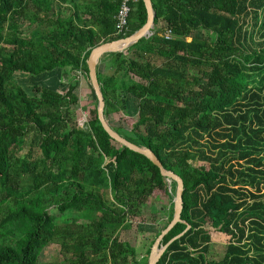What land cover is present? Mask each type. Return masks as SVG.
<instances>
[{"label":"trees","instance_id":"trees-1","mask_svg":"<svg viewBox=\"0 0 264 264\" xmlns=\"http://www.w3.org/2000/svg\"><path fill=\"white\" fill-rule=\"evenodd\" d=\"M151 2L152 35L109 55L113 75H98L112 128L184 183L158 264H264V0ZM120 3L0 0V264H40L53 244L58 264H148L153 247L139 258L121 233L145 220L156 191L171 199L164 230L173 219L177 184L109 135L91 82L88 121L75 118L94 49L147 22L138 0L117 35ZM17 73L59 82L32 96ZM133 111L132 129L110 121ZM211 231L232 237L216 261Z\"/></svg>","mask_w":264,"mask_h":264},{"label":"rangeland","instance_id":"rangeland-1","mask_svg":"<svg viewBox=\"0 0 264 264\" xmlns=\"http://www.w3.org/2000/svg\"><path fill=\"white\" fill-rule=\"evenodd\" d=\"M199 40L204 41V37L198 35ZM191 41V39H189ZM80 77V76H78ZM15 80L21 84L30 95H34V88L36 85H50L51 82H55L56 84L59 82L57 78L47 77V81L45 78H33L30 75L17 73L15 74ZM57 80V81H54ZM81 80V79H80ZM56 85H53L51 88H56ZM83 91L79 94V108L76 112V120L83 121V124L88 121L87 113L89 110L93 109L91 100V95L84 94ZM95 102V101H94ZM216 107V103L214 105ZM137 112L133 111L131 114L127 116L118 115L114 116L110 119L111 123L115 128H125L132 129L133 126L137 123L136 120ZM264 186H261L262 193H264ZM168 191H156L152 199L149 203V209L146 210L145 220L138 219L133 222V227L130 230L123 231L120 235V239L122 241L129 242L132 246L137 250V254L139 258L146 256V254L150 251V249L155 245L160 232H163L164 227L168 223V211L171 205V199L167 194ZM174 195V200H175ZM163 209V211H160ZM49 213L52 216H59L60 214L54 208L49 210ZM210 231V228H208ZM212 232V247L210 252L211 261H216V259H220L223 257L227 251L228 245L231 242V236L221 233L219 231H211ZM61 253L60 247L58 245H50L45 248L40 255V264H58L61 262Z\"/></svg>","mask_w":264,"mask_h":264},{"label":"water","instance_id":"water-1","mask_svg":"<svg viewBox=\"0 0 264 264\" xmlns=\"http://www.w3.org/2000/svg\"><path fill=\"white\" fill-rule=\"evenodd\" d=\"M146 10H147V22L146 24L136 33L131 35L128 38L120 39L114 42H110L107 44H103L98 48L94 49L91 57H89L87 61V66L89 70V82L92 83V86L96 92V95L99 100V107H98V115L99 119L102 122L105 130L112 136L115 140L120 142L121 144L128 146L129 148L133 149L135 152L143 154V156L147 157L152 164L157 167L161 173V176L165 179H168L170 182H175L177 184L176 196L174 200V216L172 221L169 223L170 225L162 232V234L157 239L155 245L153 246L152 252L149 255L148 264H158L161 261L165 251L167 250L168 246H163V240L165 237L171 232V230L175 227L176 224L181 222V214L183 211V194H184V183L183 181L174 173L166 171L162 166L161 162L157 159L155 154L146 147H140L125 137H123L119 132L115 131L109 122L106 119V102L102 92L101 84L99 81L98 75V67L102 61V59L106 55L116 54V53H123L127 51L133 44L137 43L142 38H147L152 35V30L154 29V22L156 14L153 9V5L151 0H143ZM189 227L187 228V230ZM185 230L184 233L187 232ZM183 233V234H184ZM180 236L174 238L176 240ZM174 240L172 242H174ZM171 242V243H172Z\"/></svg>","mask_w":264,"mask_h":264},{"label":"built area","instance_id":"built-area-1","mask_svg":"<svg viewBox=\"0 0 264 264\" xmlns=\"http://www.w3.org/2000/svg\"><path fill=\"white\" fill-rule=\"evenodd\" d=\"M138 0H121L120 7L116 14V31L117 35H126L129 27V17L132 11V4ZM170 32L166 35L170 39ZM85 124V123H84Z\"/></svg>","mask_w":264,"mask_h":264},{"label":"crops","instance_id":"crops-1","mask_svg":"<svg viewBox=\"0 0 264 264\" xmlns=\"http://www.w3.org/2000/svg\"><path fill=\"white\" fill-rule=\"evenodd\" d=\"M128 30H129V27H128ZM109 58H110V56L109 55H106L103 59H102V61H101V63H100V68H101V71L105 74V75H113V72H111V73H107V63H108V60H109ZM160 66V65H159ZM99 68V67H98ZM78 76H80V77H77V79H78V81H79V87H78V89H77V92H76V94L78 95V97L80 98V96H79V94L82 96V92L83 91H85V93L84 94H87L88 96L89 95H91V100H94L95 101V99H94V92H93V90H92V87H91V85H89V81H88V79L85 77V75H83V74H79ZM81 79V80H80ZM92 84V83H91Z\"/></svg>","mask_w":264,"mask_h":264}]
</instances>
